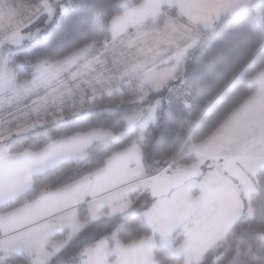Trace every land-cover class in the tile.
Returning <instances> with one entry per match:
<instances>
[{"label":"snow or ice","instance_id":"6c2138e0","mask_svg":"<svg viewBox=\"0 0 264 264\" xmlns=\"http://www.w3.org/2000/svg\"><path fill=\"white\" fill-rule=\"evenodd\" d=\"M0 264H264V0H0Z\"/></svg>","mask_w":264,"mask_h":264}]
</instances>
